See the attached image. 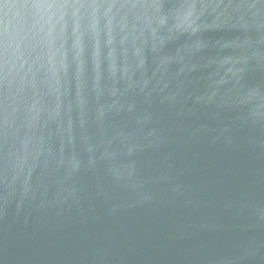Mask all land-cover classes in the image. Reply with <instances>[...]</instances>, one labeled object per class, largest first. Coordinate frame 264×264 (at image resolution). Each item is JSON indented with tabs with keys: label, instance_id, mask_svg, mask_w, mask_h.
<instances>
[{
	"label": "clouds",
	"instance_id": "clouds-1",
	"mask_svg": "<svg viewBox=\"0 0 264 264\" xmlns=\"http://www.w3.org/2000/svg\"><path fill=\"white\" fill-rule=\"evenodd\" d=\"M4 7L43 31L60 6L35 0L23 12ZM90 7L120 37L132 103L99 151L57 181L51 198L42 196L50 191L42 182L21 180L27 144L5 119L0 264H264V0H105ZM216 149L246 158L238 190L227 197L200 173L199 161ZM159 209L187 217L173 220V240L203 239L148 256L110 230L84 228L69 239L60 222ZM212 209L232 223L217 222ZM50 217L56 221L45 222Z\"/></svg>",
	"mask_w": 264,
	"mask_h": 264
},
{
	"label": "water",
	"instance_id": "water-1",
	"mask_svg": "<svg viewBox=\"0 0 264 264\" xmlns=\"http://www.w3.org/2000/svg\"><path fill=\"white\" fill-rule=\"evenodd\" d=\"M35 0H0V155L3 153L4 122L7 118L26 142V159L20 165L21 180L48 186L44 198L56 195L57 181L70 167H78L122 122L123 110L132 103L127 60L120 37L110 34L104 16L92 14L91 5L105 0H44L60 6L43 31L12 15L5 4L23 12ZM50 29V30H49ZM253 78L257 74H252ZM200 173L214 185L218 197L238 190L247 167L242 155L216 149L199 161ZM73 178L67 177L65 183ZM213 217L223 224L231 217L220 211ZM187 219L170 209L138 210L119 220L94 219L85 224L74 217L60 222L75 239L84 229L95 233L110 230L124 244L141 246L148 256H163L201 237L173 240L171 225ZM50 217L45 222L53 223ZM210 239V237H209ZM136 264H190L183 260L149 259Z\"/></svg>",
	"mask_w": 264,
	"mask_h": 264
}]
</instances>
